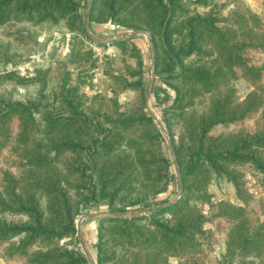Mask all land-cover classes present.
<instances>
[{
	"label": "trees",
	"instance_id": "16d2710c",
	"mask_svg": "<svg viewBox=\"0 0 264 264\" xmlns=\"http://www.w3.org/2000/svg\"><path fill=\"white\" fill-rule=\"evenodd\" d=\"M84 1L0 0V26L12 19L35 24L65 20L70 31L79 30L88 41L106 46L85 28ZM187 2L210 4L92 0L90 12L91 20L151 34L156 77L173 95L155 83L150 96L164 102L161 119L181 177L173 155L164 150L165 137L146 111L149 79L133 37L115 44L137 59L131 71L137 79L129 82L109 73L122 89L141 92L136 112L115 118L102 113L111 101L120 107L117 99L106 97L99 108L88 109L79 87L69 85V72L60 93H44L45 78L34 96L0 93V257L5 264H89L77 230L85 209L98 204L111 211L151 206L148 202L166 192L175 176L179 186L182 181V193L172 204L163 205L171 200L166 199L145 214L98 219L97 264H171L172 256L180 259L178 264H200L196 255L202 239L218 233L226 237V251L216 264H262L264 210L255 211L251 204L264 197L250 190L246 168L253 167L264 186V57L255 62V53H264V25L247 10L246 15L235 14L237 29L224 27L212 11L189 14ZM193 55L201 61L190 60ZM90 59L92 51L78 50L70 62ZM240 77L254 87L243 100L234 95L235 89L222 91ZM4 79L16 87L42 80L16 73L1 74ZM256 114L252 125L231 128ZM138 127L145 130L135 137L132 129ZM220 182L235 187L237 203L214 199L211 186ZM253 213L258 215L256 225L251 224Z\"/></svg>",
	"mask_w": 264,
	"mask_h": 264
},
{
	"label": "rangeland",
	"instance_id": "374dc122",
	"mask_svg": "<svg viewBox=\"0 0 264 264\" xmlns=\"http://www.w3.org/2000/svg\"><path fill=\"white\" fill-rule=\"evenodd\" d=\"M89 5L90 0H88V2L85 0L84 9L82 12L86 14V17ZM186 6L188 7L189 14H193L196 11L201 13H208L212 11L213 14H215L217 17H220V24L224 27H232L233 29H237L238 23L235 21V14L246 15L248 13L247 10L260 17L261 23L264 25V0H210V4L206 6L196 5L188 2L186 3ZM99 9L101 8L99 7ZM65 23V20H61L57 24H53L50 21L35 24L28 21L20 22L12 19L0 26V75L16 73L18 76L26 77L28 79H42L33 82L29 81L27 86L22 85L19 87H16L8 80H0V93L5 94L6 96L15 95L18 98L37 95L42 90V81L44 78L47 81V88L44 93H60L59 88L64 81L63 77L69 72L67 75L69 77V85L72 84L75 87H79V93L85 95L86 107L88 109L89 107L99 108L100 99L106 97L107 99H117L120 107H114L113 101H111L109 105H104L102 107V113H111V115H113L115 118L120 113L126 111L131 113L136 112L141 102V92L131 88L122 89L123 86L114 82L109 71L123 75L128 79L129 82H132L137 79V77L132 76L131 74L132 69L137 65V59L132 56L130 51H124L120 45L115 44L117 41H110L114 38L122 37L126 34L139 30L133 31L132 29H129L123 25H118L111 22L105 23L90 19L88 25L89 31H87L90 32V34L97 40L99 39L98 41L101 40V43L106 44V46H104L88 41L83 33L79 30L70 31ZM248 23L252 27L255 25L253 20L249 21ZM238 30L239 32L242 31L240 29ZM146 32L149 33L148 31ZM149 35L151 36L150 33ZM132 37L133 41L142 50L144 58V77L149 79L152 67V50L148 37L143 33L133 35ZM239 38L242 39L243 36L241 37L240 35ZM78 50H81L82 53L92 51V59L82 60L75 63L70 62L73 53L77 52ZM255 54V62H260L264 57V53L262 52ZM190 60L197 62L201 61V59H199L196 55H193ZM154 68V84L157 83L159 85H163L172 96L173 92L171 87L165 85L160 79H158V77H156V65ZM231 88L235 89L234 95L240 100H243L247 93L254 89L251 82L243 77L230 81L229 84L223 87L222 91L225 93ZM164 95L165 93L162 92L161 97L165 98ZM208 97L209 95H207L206 102L209 101ZM166 101L171 103L169 98ZM163 103L160 104L156 97L151 98L150 96V108L160 119L163 115ZM199 110H202V106L199 107ZM146 111L150 113L148 107L146 108ZM257 117L258 114H256V117H254L250 122H246L240 126L231 128H236L238 130L244 129L247 127V124L252 125ZM102 122L105 123V125L112 126V122L109 123L104 118H102ZM144 130V128L138 127L132 129V133L135 137H140V135L144 133ZM141 141H144V139L141 138ZM167 143L168 142H163L162 144L167 155L171 156L172 150L170 151ZM175 171L176 170L174 168L173 172L176 173ZM246 172L250 190L256 193V197H264V186H261L262 182L258 180V174L254 172L253 167L248 166L246 168ZM253 173H255L257 176H255ZM211 188L215 192L214 199L224 198L237 203V199L235 197V187L231 183H215L213 186H211ZM179 190V182L175 176L174 180L169 186V189L166 192L159 194L157 198L150 200L148 203L153 206L160 201L173 199L177 196ZM262 203L264 204V198L255 199L252 202L251 207H253L255 211H261V209L264 210V205ZM100 212L114 211L108 210L107 205H92L85 209L84 213L77 219L78 221L84 216L81 226L82 236L96 264L97 260L95 244L98 239L99 217L90 216L88 214ZM145 213L147 212L136 214L129 213L127 216ZM257 217V213H253L251 215L250 219L252 225H256ZM15 240H17V238ZM202 241L203 244L201 246V252L197 253L196 259H198L200 264H216V260L220 259L226 251V237L224 234L218 233L215 237H204ZM65 242H69V239H65ZM71 246L73 247L75 244L72 243ZM81 250L87 257L82 245ZM179 261L180 259L177 256L170 257L171 264H178ZM260 263H264V256L261 258ZM0 264H5L1 257ZM89 264H91L90 261Z\"/></svg>",
	"mask_w": 264,
	"mask_h": 264
},
{
	"label": "water",
	"instance_id": "95a60500",
	"mask_svg": "<svg viewBox=\"0 0 264 264\" xmlns=\"http://www.w3.org/2000/svg\"><path fill=\"white\" fill-rule=\"evenodd\" d=\"M91 7H92V0H90V5L88 7V13H87V17H86V28H87V30H88V25H89V21H90ZM140 33H143V34H145L148 37V40H149V43H150V47H151V50H152V57H151V59H152V67H151V72H150V77H149V90H148L147 97H146L147 107H148V109L150 111V114L152 115L155 123L157 124V126L159 127L161 132L163 133V135L166 138L167 142L170 144V147H171V150H172V154H173V157H174V161H175V165H176V169H177V171L179 173L180 169H179V166H178L176 153L174 151V147L172 145V141H171L170 135H169L166 127L164 126L162 120L157 117V115L151 110L150 105H149V99H150L151 90H152V87H153V84H154V77H155V68H154L155 67V50H154V44H153L151 36L146 31L139 30V31H136V32H132V33L126 34L125 36H122V37L114 38L110 42H114V41H118V40L125 39V38H128V37H132L133 35L140 34ZM92 37H94V36H92ZM179 177H181L180 173H179ZM181 192H182V181L180 180V190H179L177 196L175 198L169 200L167 203H165L163 205H169V204H172L173 202H175L181 196ZM159 206L160 205H153V206H150V207H143V208H139V209H133V210H130V211L100 212V213H90L88 215L100 218V217H103V216L128 215L129 213H134V214H136V213H144V212L150 211L153 208H157ZM83 219H84V216L81 217L77 221L78 238H79V241H80L84 251L87 254V257H88V260L90 261V263L91 264H96V262L94 261V259L92 258L91 254L89 252L88 247L86 246V244H85V242L83 240L82 230H81L82 229L81 226H82V220Z\"/></svg>",
	"mask_w": 264,
	"mask_h": 264
}]
</instances>
